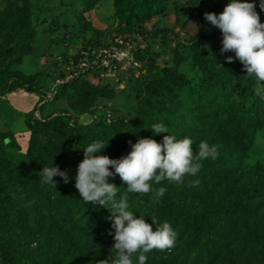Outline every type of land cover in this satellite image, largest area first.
Here are the masks:
<instances>
[{"label": "trees", "instance_id": "16d2710c", "mask_svg": "<svg viewBox=\"0 0 264 264\" xmlns=\"http://www.w3.org/2000/svg\"><path fill=\"white\" fill-rule=\"evenodd\" d=\"M17 1L27 4L29 0ZM101 1L89 0L76 17L80 27L77 36L91 33L97 38L96 44L112 34L128 38L133 31L146 33V24L164 15L168 3V0H115L117 26L98 30L84 14ZM9 4L0 13V97L17 88L42 95L45 84L58 76L60 59L67 62L71 56L63 53L54 59L50 69L34 74L17 69L26 56L33 54L38 32L27 10H21L25 20L23 31L15 32L11 24L3 29L15 8ZM219 8L220 3L210 10L191 8L189 19L199 20L202 25L200 32L187 40H181L171 29L151 32L152 37L176 41L175 65L169 68L153 65L149 75L138 81L137 109L132 120L112 117L87 126L76 116L62 112L45 116L33 125L31 116L27 166L6 157L5 144L10 142L11 133L0 130V264H99L105 260L111 264L108 253L115 252L112 250L115 229L109 219L112 213L104 206L86 204L75 187L83 149L94 141L108 142L97 155L120 159L127 140L136 143L140 138H152L162 143L168 133L177 139L191 138L194 154L197 145L206 141L219 146V155L215 160L202 161L197 177L186 178L182 185L167 180L161 184L152 182V191L147 194L127 193V184L118 174L108 177L109 183L120 188L117 199L126 194L129 210L137 218L142 216L152 224L151 217H156L160 223L169 222L177 232L175 246L146 253V264H264V163H247L259 133L264 130V100L255 94L257 82L247 76L234 52L221 54V45L217 52L208 53L204 14H216ZM259 17L264 23V10H260ZM71 40H64L65 45L70 46ZM12 41L16 45L9 48ZM143 49H137V57L144 56ZM180 49L189 52L200 72L197 81L181 71L187 56ZM228 56L234 62L229 63ZM84 80L64 85L55 99L66 89L80 88ZM80 96L84 100L97 97L86 89L80 90ZM76 111L86 114L92 108L81 106ZM159 122L166 125L168 133L152 132L151 126ZM41 126L54 131L56 140L41 137ZM52 165L68 173L67 184L59 176L53 178L57 182L55 187L41 184L40 172ZM109 170L115 173L113 167L109 166ZM188 179H199V186H188ZM162 186L167 191L155 203L154 192ZM30 201L35 202L28 206ZM145 209L150 211L148 215L142 214ZM152 226L155 230L156 225ZM33 244L37 246L28 247ZM138 255H133V264H138Z\"/></svg>", "mask_w": 264, "mask_h": 264}, {"label": "rangeland", "instance_id": "374dc122", "mask_svg": "<svg viewBox=\"0 0 264 264\" xmlns=\"http://www.w3.org/2000/svg\"><path fill=\"white\" fill-rule=\"evenodd\" d=\"M89 0H29L28 3L19 2L17 0H0V13L10 4L15 8L10 11L9 20L3 26H13L15 32L24 30L25 20L21 10H27L33 26L37 29L38 35L36 39L35 50L33 54L24 58L23 62L17 66L20 71L33 74L38 71L51 68V63L56 57L63 53L76 56L75 59L80 60L84 57L82 52H88L92 48L99 46H109L116 40H124L133 44L135 48H144V56L137 57L140 67L134 71L120 74L118 80L104 75L101 70L93 69L81 78H86L80 88L73 87L66 89L62 96L57 97L47 103L46 107L37 113L39 103L42 96L36 91L26 88H17L3 97H0V130L11 133L10 142L5 144L6 157L16 164L27 166V150L31 139L32 131L28 125V119L32 124L43 121L45 116L54 113H70L76 116L81 124L94 126L100 120H106L112 117H125L132 120L137 109V94L139 92L138 81L143 80L149 75L151 66L160 68H169L175 65L173 49L177 43L173 39L164 37H152V33L156 29H171L178 33L181 40H187L200 32L202 22L199 20H190V10H210L212 7L220 3L219 15L224 7L231 0H200L192 2L189 0H168L166 13L158 16L151 22L146 24L144 30L146 33H138L133 31L126 37H114L113 34L105 39L97 38L91 33L78 35L79 24L77 15L84 11ZM256 5L255 11L259 14L261 8V0H248ZM115 0H103L96 7L84 14L85 18L98 30L112 29L117 26L115 18ZM208 27L205 32L207 40V50L209 54H213L219 50L222 45V32L210 22L205 20ZM141 32V31H140ZM71 40V45L67 46L64 40ZM15 41L9 45L14 48ZM142 46V47H141ZM180 52L186 54L187 60L181 64V71L188 75L193 81H197L200 72L191 60L188 51L180 49ZM138 56V55H137ZM50 85L48 81L45 89ZM89 90L96 93L95 100H84L80 96V90ZM240 102L239 98H236ZM264 100V99H263ZM81 106H91V113L79 114L76 108ZM94 114H93V113ZM39 134L43 138L56 140L57 136L49 127L41 126ZM133 140H127L124 146L123 156H127L131 150ZM259 162L264 163V130L259 133L256 143L247 159L249 165ZM150 211L145 209L143 215H148ZM146 219V218H145ZM6 233V231H4ZM37 245H29L35 248ZM110 261L115 257V252L108 253Z\"/></svg>", "mask_w": 264, "mask_h": 264}, {"label": "clouds", "instance_id": "9594fccd", "mask_svg": "<svg viewBox=\"0 0 264 264\" xmlns=\"http://www.w3.org/2000/svg\"><path fill=\"white\" fill-rule=\"evenodd\" d=\"M264 10V0L260 3ZM256 5L248 0H231L223 11L205 13V19L222 32L221 54L234 52L247 76L256 80L255 94L264 99V23H261L259 14L255 11ZM229 63L234 62L232 56L226 57ZM154 134L168 133L163 122L154 123L151 128ZM108 144V142H107ZM103 141H94L84 151V158L78 164L75 177V187L78 189L82 201L86 204H98L108 208L115 229L113 249L115 257L111 264H133L132 257L138 255V264H146V253L152 250H170L177 240V232L172 225L164 221L160 223L156 217H151L152 224L145 218L134 215L129 210L128 196L122 195L117 199L118 188L108 182V177L118 174L127 184V193L147 194L152 191V182L161 184L167 180L182 185L186 178H194L200 173L204 160H215L218 155V145H209L201 141L198 151L193 152V141L185 137L165 135L162 143L152 138H140L132 145L131 152L120 159H111L106 155H97L106 146ZM115 169V173L109 170ZM59 176L67 184L70 177L59 166L43 167L40 172L41 184L56 186L54 177ZM199 179H188V186L198 187ZM167 191L166 187L155 190L153 201L159 203ZM35 201H30V206ZM156 225L155 230L153 226ZM112 233L109 232V235ZM99 264H109V261H100Z\"/></svg>", "mask_w": 264, "mask_h": 264}, {"label": "built area", "instance_id": "2783aa9c", "mask_svg": "<svg viewBox=\"0 0 264 264\" xmlns=\"http://www.w3.org/2000/svg\"><path fill=\"white\" fill-rule=\"evenodd\" d=\"M136 51L137 48L130 42L116 40L112 45L92 48L87 53L82 52L84 57L80 60L75 59L73 55L67 62L60 59L58 76L49 80L50 85L44 89L39 107L54 100L60 88L80 79L90 70H101L104 75L116 80L120 74L134 71L141 65ZM37 113L39 114V111Z\"/></svg>", "mask_w": 264, "mask_h": 264}, {"label": "crops", "instance_id": "0c3cea01", "mask_svg": "<svg viewBox=\"0 0 264 264\" xmlns=\"http://www.w3.org/2000/svg\"><path fill=\"white\" fill-rule=\"evenodd\" d=\"M35 45H36V43L34 44V50H35ZM34 52V51H33ZM17 68V67H16ZM39 72V71H38ZM37 73V72H36ZM27 74V73H26ZM34 74V73H33Z\"/></svg>", "mask_w": 264, "mask_h": 264}]
</instances>
